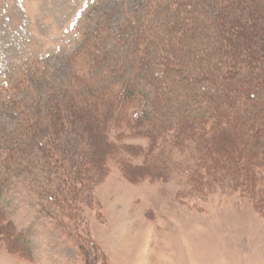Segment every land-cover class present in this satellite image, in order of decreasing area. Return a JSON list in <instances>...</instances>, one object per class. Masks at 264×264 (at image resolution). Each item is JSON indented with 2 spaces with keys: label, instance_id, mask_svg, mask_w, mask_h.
Returning <instances> with one entry per match:
<instances>
[{
  "label": "rangeland",
  "instance_id": "obj_1",
  "mask_svg": "<svg viewBox=\"0 0 264 264\" xmlns=\"http://www.w3.org/2000/svg\"><path fill=\"white\" fill-rule=\"evenodd\" d=\"M149 1L0 0V264H264V169L255 195L207 178L192 185L193 148H172L169 133L155 152L175 164L165 181L132 184L110 162L108 175L85 182L79 168L92 132L69 126L49 141L47 110L64 97L72 70L84 68L70 59L100 24L121 28ZM116 76L105 75L102 87ZM209 131H194V141Z\"/></svg>",
  "mask_w": 264,
  "mask_h": 264
},
{
  "label": "trees",
  "instance_id": "obj_2",
  "mask_svg": "<svg viewBox=\"0 0 264 264\" xmlns=\"http://www.w3.org/2000/svg\"><path fill=\"white\" fill-rule=\"evenodd\" d=\"M210 2L150 0L143 11L127 14L121 28L100 24L70 59L84 68L72 70L64 97L52 103L46 119L50 142L69 126L92 132L79 168L85 182L108 175L110 162L132 184L165 181L175 164L159 161L155 152L163 153L169 141L163 147L159 141L172 133V148H193L194 166L186 165L192 185L207 178L261 193L264 0ZM113 61L118 76L102 87L104 76L114 73L108 70ZM103 67L102 75L93 74ZM205 127L209 134L194 141V131ZM125 138L145 139L148 147L122 144ZM44 148L43 158L51 161L53 148ZM56 157L59 164L62 155ZM137 158L143 162L133 163ZM3 222L0 213V232Z\"/></svg>",
  "mask_w": 264,
  "mask_h": 264
}]
</instances>
